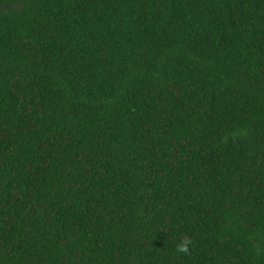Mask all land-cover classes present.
I'll return each instance as SVG.
<instances>
[{
	"label": "trees",
	"instance_id": "obj_1",
	"mask_svg": "<svg viewBox=\"0 0 264 264\" xmlns=\"http://www.w3.org/2000/svg\"><path fill=\"white\" fill-rule=\"evenodd\" d=\"M0 264H264V0H0Z\"/></svg>",
	"mask_w": 264,
	"mask_h": 264
},
{
	"label": "clouds",
	"instance_id": "obj_2",
	"mask_svg": "<svg viewBox=\"0 0 264 264\" xmlns=\"http://www.w3.org/2000/svg\"><path fill=\"white\" fill-rule=\"evenodd\" d=\"M193 240L188 235H185L179 244L176 246V251L181 254H188L190 245H192Z\"/></svg>",
	"mask_w": 264,
	"mask_h": 264
}]
</instances>
